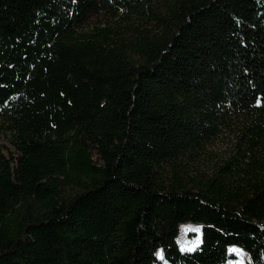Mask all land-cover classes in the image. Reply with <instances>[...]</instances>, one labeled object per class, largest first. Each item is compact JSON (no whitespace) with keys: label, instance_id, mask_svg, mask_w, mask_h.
<instances>
[{"label":"trees","instance_id":"obj_1","mask_svg":"<svg viewBox=\"0 0 264 264\" xmlns=\"http://www.w3.org/2000/svg\"><path fill=\"white\" fill-rule=\"evenodd\" d=\"M151 2L0 0V264H264V0Z\"/></svg>","mask_w":264,"mask_h":264},{"label":"rangeland","instance_id":"obj_2","mask_svg":"<svg viewBox=\"0 0 264 264\" xmlns=\"http://www.w3.org/2000/svg\"><path fill=\"white\" fill-rule=\"evenodd\" d=\"M163 0H152L151 6H159ZM110 19L108 17H99L95 16L92 19V22L107 24ZM235 150V139L231 134H224L220 137L214 145L209 149L210 154L202 159L198 164L192 167V173L199 171L211 170L216 162H220L223 159L230 156ZM68 192H71L72 189H67ZM178 243L182 250L188 251L193 250L196 245L199 244L201 240V224H194L191 222H186L180 225L179 235L177 237ZM234 252L237 254V258L231 260L230 264H247L249 260L248 253L242 248L233 247ZM160 258L162 259L161 253H159ZM159 264H167L163 259Z\"/></svg>","mask_w":264,"mask_h":264}]
</instances>
